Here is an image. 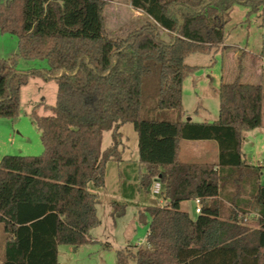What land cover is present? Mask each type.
<instances>
[{"label":"trees","instance_id":"trees-1","mask_svg":"<svg viewBox=\"0 0 264 264\" xmlns=\"http://www.w3.org/2000/svg\"><path fill=\"white\" fill-rule=\"evenodd\" d=\"M106 1L0 0V34L17 39V54L0 58V117L18 115L20 88L30 76L57 86L55 104L45 106L51 114L31 112L42 154L0 159L2 264H59V245L89 242L99 223V193L114 168L124 200L111 201V215L122 216L139 195L149 201L139 222L150 216L145 245L117 250L116 264H264V166L247 163L241 150L243 134L262 125V85L242 82L239 65L233 81L220 79L216 120L180 119L182 82L196 68L185 58L226 51L225 14L243 3L248 22L264 0H130L145 18L123 37L105 29ZM16 57L47 67L22 73ZM149 76L157 77L156 109L175 110L178 120L142 116ZM124 123L133 126L138 149L137 162L125 165ZM104 131L112 144L102 149ZM182 139L215 141L217 161L181 162ZM154 180L160 191L151 200ZM195 199L200 210L192 218L180 204Z\"/></svg>","mask_w":264,"mask_h":264},{"label":"rangeland","instance_id":"rangeland-1","mask_svg":"<svg viewBox=\"0 0 264 264\" xmlns=\"http://www.w3.org/2000/svg\"><path fill=\"white\" fill-rule=\"evenodd\" d=\"M5 1V0H2ZM248 8L235 4L225 14L224 44L229 45L226 51L213 50L208 53H192L185 58L188 65L196 66L182 82V115L181 120L193 122H212L218 116V87L220 79L231 82L238 74L239 65L242 66L241 81L244 83L260 84L263 88L262 125L244 135L241 150L247 163L264 166V4L260 11L249 16L246 20ZM103 18L107 33L112 36H126L136 30L142 23L144 16L132 9L129 0H108L103 6ZM162 36L167 37L165 33ZM219 49V48H218ZM245 51V55L242 52ZM17 54V39L15 36L0 34V58H11ZM241 58V62H239ZM16 67L22 73L30 70L42 71L47 63L41 60H26L16 57ZM259 70V72L257 71ZM157 77H146L143 84L144 107L142 116L152 119H168L176 121L179 114L175 110L156 109ZM57 86L54 80H44L40 76H30L20 88L19 112L13 119L0 117V159L5 155L38 156L43 152L40 141V131L32 123L31 112L35 108L38 115H50L51 111L45 106H53L56 100ZM40 105V106H38ZM122 134L119 149L124 150V160H136L138 157L137 134L130 123L120 126ZM245 134V133H244ZM246 136V137H245ZM190 142V143H186ZM112 144L111 131H104L102 135V149ZM182 151L189 146V157L182 161L209 162L200 156V141L181 140ZM200 146V147H199ZM192 147V148H190ZM185 152V151H184ZM183 154V152H182ZM113 169L106 177L107 188L100 192L101 202L96 205L98 225L89 231L90 241L73 248L69 245L58 246L59 264H116V251L127 246H144L150 216L147 214L145 222H139L138 213L144 210L149 201L142 200L137 195L125 207L124 214L113 217L110 199L123 201L121 195H112L117 190V181ZM264 179L262 169L261 180ZM154 182V181H153ZM153 184V183H152ZM108 192V193H106ZM150 198L155 196L151 193ZM162 205L163 201H157ZM193 200L183 201L180 209L187 211L194 218ZM228 204H222V216L227 214ZM253 215H250L251 217ZM4 232L0 224V264L3 261ZM129 264H134L130 262Z\"/></svg>","mask_w":264,"mask_h":264},{"label":"crops","instance_id":"crops-1","mask_svg":"<svg viewBox=\"0 0 264 264\" xmlns=\"http://www.w3.org/2000/svg\"><path fill=\"white\" fill-rule=\"evenodd\" d=\"M129 4H130V0H129ZM237 5H241V6H245V7H247L245 4H243V3H236ZM235 5V4H234ZM233 5V6H234ZM248 8V7H247ZM232 9V8H231ZM230 9V10H231ZM248 12V11H247ZM143 15V14H142ZM144 16V15H143ZM246 17H247V15H246ZM145 18V17H144ZM143 18V19H144ZM223 46H229V45H225L224 43H223ZM216 50H220V49H216ZM244 53H245V51H243ZM245 55V54H244ZM258 72H259V70H257ZM254 130V129H253ZM252 131V130H251ZM247 132H249V131H247ZM243 135H246V132H245V134H243ZM244 137V136H243ZM246 137V136H245ZM183 141H200V143H201V147L199 148V150L201 151V154H200V156H204L205 158H208V159H206V160H212V161H209V162H211V163H215L216 161H217V155H218V147H217V144H216V142L215 141H213V140H184V139H182ZM186 143H190V142H186ZM181 140H180V142H179V160L181 161V162H193V161H182V160H187V159H182V155L184 156V158H188L189 157V155H188V152H190V150L191 149H189V146H187L185 149H184V151H182V148H181ZM190 148H192V147H190ZM182 152H183V154H182ZM123 153H124V150H123V148H122V160H123V165H125V164H127V163H130V162H137V159H138V157H137V159L136 160H132V161H130V160H124L123 159ZM115 170H114V177H116V179L118 178L117 176H118V174H117V168H114ZM141 171L142 172H144V167H142L141 166ZM108 174V173H107ZM119 179V178H118ZM117 179V180H118ZM264 180V179H263ZM105 192V191H104ZM106 193H108V192H106ZM110 194H112V195H116L117 196V194H116V190H113V191H111L110 192ZM110 200H113V199H110ZM159 201L160 202H162L160 199H159ZM194 201V200H193ZM195 202V201H194ZM197 205V204H196ZM196 205L194 206V209L196 208ZM195 213V212H194ZM196 214V213H195Z\"/></svg>","mask_w":264,"mask_h":264},{"label":"built area","instance_id":"built-area-1","mask_svg":"<svg viewBox=\"0 0 264 264\" xmlns=\"http://www.w3.org/2000/svg\"><path fill=\"white\" fill-rule=\"evenodd\" d=\"M263 182H264V180H263ZM159 191H160L159 181L154 180V182H153V184L151 186V193H152L153 196H156L159 193ZM194 201L197 204L196 205V208L194 209V212L195 213H198L199 210H200L199 200L198 199H195Z\"/></svg>","mask_w":264,"mask_h":264}]
</instances>
